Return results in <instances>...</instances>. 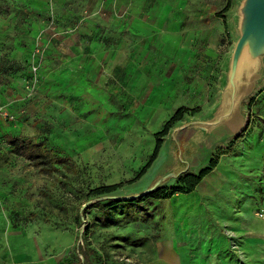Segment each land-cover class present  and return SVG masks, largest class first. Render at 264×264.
Listing matches in <instances>:
<instances>
[{
  "label": "rangeland",
  "instance_id": "rangeland-1",
  "mask_svg": "<svg viewBox=\"0 0 264 264\" xmlns=\"http://www.w3.org/2000/svg\"><path fill=\"white\" fill-rule=\"evenodd\" d=\"M243 1L142 0L133 14L134 0H0V264H152L177 197L99 201L172 185L213 157L199 196L178 193L199 203L184 221L189 264H264V54L224 103ZM8 133L45 139L69 163L42 173Z\"/></svg>",
  "mask_w": 264,
  "mask_h": 264
},
{
  "label": "trees",
  "instance_id": "trees-1",
  "mask_svg": "<svg viewBox=\"0 0 264 264\" xmlns=\"http://www.w3.org/2000/svg\"><path fill=\"white\" fill-rule=\"evenodd\" d=\"M187 107H180L175 114L169 119L163 128L158 131L156 136V146L154 152L150 158V161L139 173L141 176L146 172L147 168L150 167L153 160L157 158L159 150L163 143V137L169 133L170 128L175 122L182 119L184 114L188 112ZM192 112H197L198 109H192ZM5 142L9 145L12 152L17 156L23 157L29 160L33 166L38 168L42 173L51 174L58 170L59 166H67L69 163V158L66 155L60 154L56 148L51 146L45 139H35L33 137H25L22 135H14L8 133L5 135ZM219 162V157L211 158L209 164L201 168L198 172H184L180 174L172 185H165L155 188L149 193L130 200L118 199L117 197H107L104 200L99 201V206L103 210H108L109 208H120L121 204L128 203L130 205H139L142 201L146 199H165L170 198L177 193H190L194 191L199 183L217 166ZM119 184L104 185L99 188L94 189L92 192L96 195H106L111 191L119 187ZM103 224L107 225L111 223V220L105 218L100 219ZM86 259H79V262L85 264ZM77 264V263H76Z\"/></svg>",
  "mask_w": 264,
  "mask_h": 264
},
{
  "label": "water",
  "instance_id": "water-1",
  "mask_svg": "<svg viewBox=\"0 0 264 264\" xmlns=\"http://www.w3.org/2000/svg\"><path fill=\"white\" fill-rule=\"evenodd\" d=\"M240 13L239 29L241 34L236 43L228 73L227 86L231 85L232 87L233 85L235 86L237 68L241 60L246 58V60L252 62L253 67H257L258 65L256 70V72H258L260 67V58L264 54V0H244L240 6ZM236 92L237 90H233L232 92L234 99L237 97ZM235 102H231V108L234 107ZM157 185L158 183L134 196L117 198L124 200L135 199L154 190Z\"/></svg>",
  "mask_w": 264,
  "mask_h": 264
},
{
  "label": "crops",
  "instance_id": "crops-1",
  "mask_svg": "<svg viewBox=\"0 0 264 264\" xmlns=\"http://www.w3.org/2000/svg\"><path fill=\"white\" fill-rule=\"evenodd\" d=\"M142 0H134V4H132L130 7L133 10V14H141L143 13V7L141 6ZM217 16L224 17L223 13H218ZM226 128H222L223 133L229 132L232 130L233 126V119H230L229 121L225 122ZM209 175V174H208ZM207 175V176H208ZM206 176V177H207ZM205 177V178H206ZM205 178L199 183L197 188L190 192V193H182L183 196H190V199L195 198L199 196L198 191L200 190V186L204 184ZM205 192H202L204 194ZM178 199L177 201V213L175 216L177 217L176 223L177 227L172 231V236L166 238V240L162 243L159 248H157V253H160L162 255H159L156 260L152 264H189L188 254L190 252V248L192 246L191 242L196 240L195 234L192 235L190 230L186 228L184 221L186 220V215L192 214L190 211L195 210L199 203L194 204H186L185 202L181 203V198L178 197V193L173 195L171 200L174 198ZM201 198V197H199ZM170 199V198H169ZM210 205H207L209 208L212 203H209ZM204 211H207V209H204ZM192 219V218H191ZM193 221L196 219H192ZM181 223V225H180ZM233 232V231H232Z\"/></svg>",
  "mask_w": 264,
  "mask_h": 264
},
{
  "label": "bare ground",
  "instance_id": "bare-ground-1",
  "mask_svg": "<svg viewBox=\"0 0 264 264\" xmlns=\"http://www.w3.org/2000/svg\"><path fill=\"white\" fill-rule=\"evenodd\" d=\"M257 67H253L252 62H249L248 60H246V58H243L240 62V64L238 65L237 68V75L235 78V86L233 85V87L231 85H228L226 87V92H225V106L228 105V102H235V100H237L239 97L238 95L245 93L249 86L251 84H253V78L256 75L257 76ZM255 76V77H256ZM233 90H237L236 92V96L234 99V95L232 94ZM233 96H232V95ZM237 98V99H236ZM231 106V105H230Z\"/></svg>",
  "mask_w": 264,
  "mask_h": 264
},
{
  "label": "built area",
  "instance_id": "built-area-1",
  "mask_svg": "<svg viewBox=\"0 0 264 264\" xmlns=\"http://www.w3.org/2000/svg\"><path fill=\"white\" fill-rule=\"evenodd\" d=\"M1 112H2V111L0 110V115H1Z\"/></svg>",
  "mask_w": 264,
  "mask_h": 264
}]
</instances>
